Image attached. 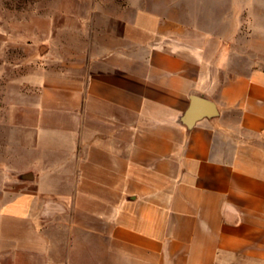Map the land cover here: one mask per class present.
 <instances>
[{
    "label": "crops",
    "instance_id": "1",
    "mask_svg": "<svg viewBox=\"0 0 264 264\" xmlns=\"http://www.w3.org/2000/svg\"><path fill=\"white\" fill-rule=\"evenodd\" d=\"M119 10L16 104L0 264H264V6Z\"/></svg>",
    "mask_w": 264,
    "mask_h": 264
},
{
    "label": "rangeland",
    "instance_id": "2",
    "mask_svg": "<svg viewBox=\"0 0 264 264\" xmlns=\"http://www.w3.org/2000/svg\"><path fill=\"white\" fill-rule=\"evenodd\" d=\"M264 6V0H231ZM128 0H0V157L6 152L16 104L45 70L70 61L96 28L121 16ZM2 169L0 167V177Z\"/></svg>",
    "mask_w": 264,
    "mask_h": 264
},
{
    "label": "water",
    "instance_id": "3",
    "mask_svg": "<svg viewBox=\"0 0 264 264\" xmlns=\"http://www.w3.org/2000/svg\"><path fill=\"white\" fill-rule=\"evenodd\" d=\"M19 179L23 181H29V180H32L33 177H32V174H27V175L20 176Z\"/></svg>",
    "mask_w": 264,
    "mask_h": 264
}]
</instances>
